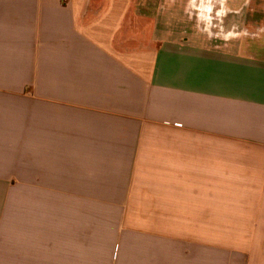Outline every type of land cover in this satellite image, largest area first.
Wrapping results in <instances>:
<instances>
[{"label": "crops", "instance_id": "obj_1", "mask_svg": "<svg viewBox=\"0 0 264 264\" xmlns=\"http://www.w3.org/2000/svg\"><path fill=\"white\" fill-rule=\"evenodd\" d=\"M144 10L0 0V264H264V52Z\"/></svg>", "mask_w": 264, "mask_h": 264}, {"label": "rangeland", "instance_id": "obj_2", "mask_svg": "<svg viewBox=\"0 0 264 264\" xmlns=\"http://www.w3.org/2000/svg\"><path fill=\"white\" fill-rule=\"evenodd\" d=\"M141 3L148 13L161 12L163 8L173 11L174 24L184 34L209 38L212 45L229 37L230 42L240 44L242 52H264V0H239L237 13H220L217 0H141Z\"/></svg>", "mask_w": 264, "mask_h": 264}]
</instances>
